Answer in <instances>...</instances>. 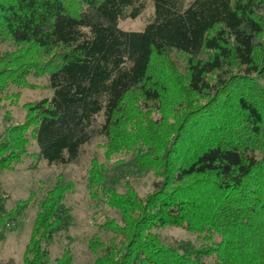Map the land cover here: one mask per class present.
Here are the masks:
<instances>
[{
    "label": "trees",
    "instance_id": "16d2710c",
    "mask_svg": "<svg viewBox=\"0 0 264 264\" xmlns=\"http://www.w3.org/2000/svg\"><path fill=\"white\" fill-rule=\"evenodd\" d=\"M147 3L0 0V42L13 46L0 49V99L14 104L21 91L11 87H37L30 75L49 74L54 90L25 103L19 123L5 113L0 173L29 154L74 163L100 134L107 156L132 152L139 172L159 179L144 197L129 182L120 191L92 160L90 196L116 215L97 223L111 236L89 240L91 264H264V0H153L143 30L119 27ZM75 191L59 176L45 192L23 264L51 263L55 237L74 222L65 198ZM32 201L0 203V229ZM167 226L201 242L167 244ZM53 264H74L69 245Z\"/></svg>",
    "mask_w": 264,
    "mask_h": 264
},
{
    "label": "rangeland",
    "instance_id": "374dc122",
    "mask_svg": "<svg viewBox=\"0 0 264 264\" xmlns=\"http://www.w3.org/2000/svg\"><path fill=\"white\" fill-rule=\"evenodd\" d=\"M186 1L188 4L193 0ZM154 15L153 0H148L145 10L137 18L122 19L119 21V27L129 31H141L154 19ZM12 47L10 42H0L1 50ZM178 64L182 67L180 59ZM28 79L37 87L19 89L11 87L10 92L21 91V96L14 104L4 95L0 99V133L6 126L4 115L7 111H11L13 122L19 123L25 117V103L50 98L53 95L54 90L49 85V74L41 77L30 75ZM101 121H103V115L98 116V123ZM105 143L106 138L95 133L92 141L83 146L79 159L74 163L50 165L46 160H37L29 154L14 169L0 173V203L6 211L16 207L20 200L33 196L29 207L15 221L1 226L0 231L5 238L0 239V264H23V253L30 238L38 203L59 176L66 181H73L76 185V191L68 193L65 198V204L71 207L74 222L68 230L59 232L55 237L50 247V264L54 263L56 257L62 255L67 245L74 254V264L92 263L95 255L89 249V240L95 233H98L105 242L111 236L110 233L100 230L97 223L103 222L105 215H116L115 209L107 205L97 206L96 200L90 196L87 176L92 160L96 159L104 165L107 174L106 183L115 186L120 191H125L129 182L144 197L152 192L154 182L159 179L158 172L154 170H147L141 174L132 152L123 151L107 156ZM35 151H38V146L35 141L31 140L29 152ZM160 234L163 241L170 245H176L180 241H191L196 245L201 242L196 233L179 226H167L160 230Z\"/></svg>",
    "mask_w": 264,
    "mask_h": 264
}]
</instances>
